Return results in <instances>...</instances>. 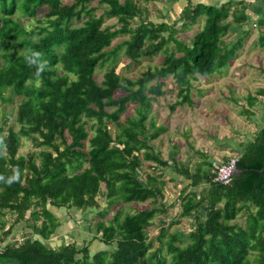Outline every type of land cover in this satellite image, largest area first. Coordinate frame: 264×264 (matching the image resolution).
I'll return each mask as SVG.
<instances>
[{"label": "trees", "instance_id": "16d2710c", "mask_svg": "<svg viewBox=\"0 0 264 264\" xmlns=\"http://www.w3.org/2000/svg\"><path fill=\"white\" fill-rule=\"evenodd\" d=\"M92 1L0 0V99L22 96L16 114L19 129L10 126L4 132L9 115L0 122L4 141L0 145V174L7 177L12 167L20 169L18 182L10 186L0 182V227H5L6 211L15 214L0 239L12 235L14 224L28 213L34 219L27 224L31 229L28 234L3 244L0 261L264 264V170L260 171L264 166V125L238 153L239 172L229 184H222L214 180L212 160L205 159L193 173L176 159L174 164L164 159L152 141L167 129L150 117L153 100L163 93L159 79L172 75L180 84L182 98L171 104L172 109L192 102L191 77L195 73L212 75L230 62L240 39L236 42L225 36L233 23L244 24L249 15L231 0L221 4L189 2L180 16L185 25L201 16L204 24L187 42L178 39L174 28L165 22L143 17L135 0H98L106 6L100 15L93 13ZM41 8L45 9L43 17L38 16ZM83 14L86 20L73 25ZM22 16L30 20L24 24ZM106 16L116 17L121 26H105ZM132 21L138 23L132 25ZM120 34L129 37L112 45ZM123 46L131 61L162 51L163 62L135 79L123 76L114 65ZM27 49L42 52L48 61L49 67L40 77L24 60L22 53ZM107 63L112 64L99 82L97 66ZM6 92L10 94L6 96ZM259 92L264 95V89ZM130 105L133 112H129ZM21 137L31 138L40 149L20 154ZM145 160L174 169L193 186L207 184L200 195L193 192L183 202L182 214L194 219L189 242L178 244V239L183 240L177 232L170 233L162 226L157 235L160 245L154 248L148 227L158 213L166 211L167 207L156 205L164 197L165 182L154 174L145 180L140 177ZM100 193L111 204L150 200L153 205L133 213L119 209L108 221L98 220L96 231L110 249L93 252L89 244L79 246L75 241L58 247L46 243L58 227L50 206L86 210L99 204ZM243 212L244 225L235 221Z\"/></svg>", "mask_w": 264, "mask_h": 264}, {"label": "rangeland", "instance_id": "374dc122", "mask_svg": "<svg viewBox=\"0 0 264 264\" xmlns=\"http://www.w3.org/2000/svg\"><path fill=\"white\" fill-rule=\"evenodd\" d=\"M72 2L74 0H65ZM124 1V0H121ZM138 6L143 9L142 16L155 22L170 25L175 30L178 39L190 42L194 33L203 26L204 16L198 17L196 22L191 21L185 25L181 11L189 2L218 3L230 0H135ZM233 6L242 7L243 12L249 15L244 24L233 23L232 30L225 36L226 40L239 41L236 54L230 62L212 75H200L195 73L191 77L190 95L192 102L186 101L177 105L175 109L171 104L181 99L178 91L180 84L175 77L169 75L159 79L163 93L155 97L152 102L150 117L157 125H165L166 131L152 141L154 149L164 159L178 160L183 166L189 168L193 173L205 159L224 160L232 154L238 155L243 146L253 139L257 130L264 125V95L259 90L264 89V0H231ZM90 6L95 7L93 13H103L105 5H100L98 0H93ZM17 15L21 14L19 12ZM45 9H39V17H43ZM22 22L26 24L28 17L22 16ZM75 18L73 25H80L86 20ZM34 18H31V20ZM260 20H263L261 23ZM138 23L132 21V25ZM105 26L119 28L121 23L116 17L106 16ZM165 35L168 31L164 32ZM129 34H120L112 42V45L120 43L128 38ZM171 47L175 49L173 42ZM164 53L161 51L152 56H143L137 61H131L124 53V46L118 50L114 65L118 73L133 79L139 77L148 68L161 65ZM112 63L97 66L95 77L97 81L103 79L104 72ZM155 82V81H154ZM10 93L6 92L8 96ZM251 98H253L251 102ZM22 96L14 95L12 100L0 99V122H4V115H9L4 125V132L10 126L19 129L16 121L18 105ZM133 105H130L129 112H133ZM115 130V125L111 124ZM46 148V146L41 147ZM33 140L29 137H21L19 153L27 155L33 150H39ZM172 164V165H173ZM204 166L206 164H203ZM140 177L145 180L148 174L158 175L160 180L165 182L163 189L164 197L156 205L167 207L166 211L158 213L148 227L149 237L154 241V248L160 245L157 239L161 227L168 228V232H177L178 244H185L190 241L189 233L194 228L192 216L182 214L185 196L193 192L199 195L207 186L202 182L198 186L191 185V180L176 172L172 168H164L156 165L153 161H143L140 170ZM105 190V186H102ZM185 189V191H183ZM99 204L96 207L86 210L75 208H56L50 206L55 213L58 227L55 233L46 240V243L58 247L64 242L75 241L79 246L89 244L91 251L110 249L101 240L100 233H97L95 225L98 220L108 221L117 210L136 212L144 207L152 206L148 200L145 202H113L107 201L106 196L100 193ZM254 210V207H252ZM163 210V209H162ZM102 212L106 213L104 216ZM5 227H0V236L15 220V214L6 211L3 217ZM32 216L28 213L24 220L14 224L12 235L5 240L0 239L2 245L9 242V238L21 239L32 224ZM38 223L40 219H36ZM239 224L246 223L244 212L235 220ZM36 236V235H35ZM11 240V239H10ZM16 240V239H15ZM166 256V250H164Z\"/></svg>", "mask_w": 264, "mask_h": 264}, {"label": "clouds", "instance_id": "9594fccd", "mask_svg": "<svg viewBox=\"0 0 264 264\" xmlns=\"http://www.w3.org/2000/svg\"><path fill=\"white\" fill-rule=\"evenodd\" d=\"M22 55L24 56V60L29 67H35V75L37 77H40L41 74L49 67L48 61L43 57V53L38 50L27 49L22 53ZM3 143V138L0 137V145H2ZM19 180L20 169L18 166L12 167L11 175L7 177L3 174H0V182L6 183L9 186L15 182H18Z\"/></svg>", "mask_w": 264, "mask_h": 264}, {"label": "built area", "instance_id": "2783aa9c", "mask_svg": "<svg viewBox=\"0 0 264 264\" xmlns=\"http://www.w3.org/2000/svg\"><path fill=\"white\" fill-rule=\"evenodd\" d=\"M238 155L232 154L225 160H214L212 166L216 171L214 180L222 184H229L236 171V164ZM3 245L0 242V252L2 251Z\"/></svg>", "mask_w": 264, "mask_h": 264}, {"label": "water", "instance_id": "95a60500", "mask_svg": "<svg viewBox=\"0 0 264 264\" xmlns=\"http://www.w3.org/2000/svg\"><path fill=\"white\" fill-rule=\"evenodd\" d=\"M263 170H264V166L260 169V171H263ZM236 172H239V169L236 168L235 173ZM0 264H17V263L16 262H1L0 261Z\"/></svg>", "mask_w": 264, "mask_h": 264}]
</instances>
